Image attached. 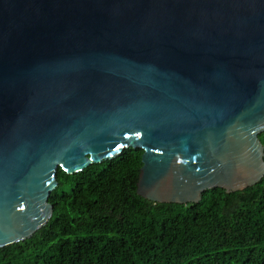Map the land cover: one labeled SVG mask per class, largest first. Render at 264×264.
<instances>
[{
  "label": "water",
  "instance_id": "1",
  "mask_svg": "<svg viewBox=\"0 0 264 264\" xmlns=\"http://www.w3.org/2000/svg\"><path fill=\"white\" fill-rule=\"evenodd\" d=\"M264 0H0V248L54 172L140 149L134 192L196 203L264 175Z\"/></svg>",
  "mask_w": 264,
  "mask_h": 264
},
{
  "label": "trees",
  "instance_id": "2",
  "mask_svg": "<svg viewBox=\"0 0 264 264\" xmlns=\"http://www.w3.org/2000/svg\"><path fill=\"white\" fill-rule=\"evenodd\" d=\"M264 151V131L257 136ZM142 150L124 148L73 174L56 168L47 223L0 248V264H264V175L196 203L134 192Z\"/></svg>",
  "mask_w": 264,
  "mask_h": 264
}]
</instances>
